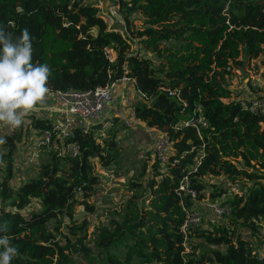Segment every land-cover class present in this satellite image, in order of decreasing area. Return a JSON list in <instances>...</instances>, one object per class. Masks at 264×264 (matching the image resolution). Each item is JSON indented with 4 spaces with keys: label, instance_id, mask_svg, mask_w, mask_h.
<instances>
[{
    "label": "trees",
    "instance_id": "trees-1",
    "mask_svg": "<svg viewBox=\"0 0 264 264\" xmlns=\"http://www.w3.org/2000/svg\"><path fill=\"white\" fill-rule=\"evenodd\" d=\"M120 1L126 20L123 31L109 23L98 5L85 0H0V25L7 26L11 20L16 35L26 27L36 38L33 61L50 66V92L89 90L124 78L133 80L142 94L134 106L135 118L165 131L173 142L174 153L166 168L157 161L151 160V165L144 161L143 173L151 168L147 198L138 202L142 194L132 181L129 189L134 194L122 213L99 230L97 246L109 250L107 255L101 254V262L264 264L260 248L239 232L245 226L254 236L264 225V115L244 109L229 83L244 56L257 59L264 55V0ZM137 11L145 22L142 29L132 27L131 13ZM134 39L144 54L133 49ZM105 48L112 50L113 61ZM169 89L177 95H170ZM194 109L210 120L203 139L193 129H174ZM27 117L37 134L52 126L50 118ZM102 128L100 124L86 131L75 128L64 140L53 137L50 146L44 147L48 156L39 163L37 176L17 187L18 148L26 130L22 124L3 136L0 224H7L10 244L18 249L11 264H72L76 255L90 253L81 236L89 220L76 218L74 204L79 202L94 213L97 206L89 200L101 183L100 170L122 159L118 140L123 128L116 125L100 136ZM70 142L79 147L76 157L62 149ZM201 148L205 157L198 177L241 181L246 193H235L222 202L231 207L226 226L213 224L212 231L188 229V238L196 232L215 244L210 253L196 256L198 247L191 241V252H185L183 226L188 215L181 204L188 210L194 201L188 196L181 199L175 189L184 168ZM196 185L200 200L207 196L214 200L225 192L208 194L205 183ZM34 203L38 209L26 215ZM65 222L70 223L69 232L63 231Z\"/></svg>",
    "mask_w": 264,
    "mask_h": 264
},
{
    "label": "rangeland",
    "instance_id": "rangeland-1",
    "mask_svg": "<svg viewBox=\"0 0 264 264\" xmlns=\"http://www.w3.org/2000/svg\"><path fill=\"white\" fill-rule=\"evenodd\" d=\"M85 1L87 3H94L98 5L101 12L106 15L111 25L118 27L122 31L126 28V20L123 12L121 11L122 6L120 0ZM142 16L143 15L140 11L131 13L130 19H132L131 23L133 29H142V27L145 26ZM133 49L135 51L140 50L143 54L145 52V50L138 44L137 39L133 40ZM151 56L154 57L153 55ZM229 83L234 89L235 96L245 97L246 99H264V55L257 59H248L247 56H244L241 66L231 74ZM109 120V128H114L116 125L119 128L125 127L122 123L113 122V119ZM23 126L26 130L25 141L20 143L18 148L15 174L16 181L14 182L15 187H17L18 183H21L25 179L37 176L36 172L38 170L39 163L48 156L47 147H43L39 154L40 156L36 159L37 162L30 163L28 161L29 156L36 149L39 135L32 128L31 122L27 116L24 117ZM5 130L7 129L0 128V137L3 136ZM118 143L122 159L119 160V163L112 165L107 170H100L101 183L98 185L93 196L89 200L90 204H95L97 206V210L91 214L85 210L81 203L76 202L74 204L76 218L78 220H82L84 217H87L89 220L88 227L86 231L81 233V236H85V245L89 247L90 253L88 255L85 253L76 255L72 264H105L101 262L104 261V257L102 255H107L109 250L100 249L97 246L96 239L99 234V230L102 226L106 225L114 215L122 213V207L134 194V191L129 189V185L132 181L137 188V193L142 194V197L138 200L139 203H142L150 192L149 189L146 188V182L150 177L151 168L148 167L145 173H143V165L145 160H149L151 165L154 158L152 150L149 151L147 145L141 140V138H139V132H137V134H135V132H128L126 135L122 132ZM0 148H2L1 144ZM204 183L207 186L208 194L217 190L225 191L220 197L214 200H212L213 198L207 196V200L209 201L203 202V206H200V210L202 211V222L195 226V229L198 228L199 230L212 231L213 224L216 226H226V224H229L230 222V217L229 215L221 217L217 216L207 205L210 201H216L222 204V202L232 198L235 193H246V185H244L241 181L240 183L238 181L232 182L225 176L206 177L204 179ZM123 196L124 198H122ZM36 207V203L32 204V206L25 211V214L29 215L34 209H38V207ZM7 208H10V205H7ZM69 224V222H65L62 225L63 231L69 232ZM229 231H233V228L229 227ZM239 232L251 238L253 243L257 245L260 248V251L264 254V225L259 226V231L254 236L245 226H240ZM188 241L197 245L198 248L194 251L196 256H201V253L204 251L210 253V250L215 248L214 243L198 236L196 232H194L192 238H188ZM219 248L224 249L225 246H221ZM100 250L102 253H99Z\"/></svg>",
    "mask_w": 264,
    "mask_h": 264
},
{
    "label": "built area",
    "instance_id": "built-area-1",
    "mask_svg": "<svg viewBox=\"0 0 264 264\" xmlns=\"http://www.w3.org/2000/svg\"><path fill=\"white\" fill-rule=\"evenodd\" d=\"M106 53L110 57V60H114V54L111 49L105 48ZM128 78H124L126 80ZM117 82L105 86H98L89 90L69 89L66 91L55 92L57 100L60 102L58 106L51 108V112L58 116L57 119L52 121V126L48 129L41 131L36 149L29 156V162H37V157L40 156L42 148L50 146L53 137L64 140L70 138L73 135L75 128H80L83 131L90 129L94 125H103L100 136H106L105 131L109 130L110 117L107 116L108 107L113 101V90L116 87ZM54 93V92H53ZM170 95H177V92L169 89ZM242 99L243 108L250 110L254 113H261L264 115V99H246L245 97H239ZM140 121V120H139ZM211 126L209 118L202 113L200 109H194L192 113L187 114L182 118L181 123L174 126L175 131H179L183 128L195 130L199 137L203 139V131ZM65 153H68L71 157H76L80 154L79 147L75 142H70L62 147ZM192 150H196L192 146ZM37 152V154H36ZM174 153L173 142L169 135L164 132L160 139L155 143L152 149V155L154 161H157L162 168H166L170 155ZM205 157V150L201 148L198 151L197 156L192 163L184 168V171L180 177L178 185L175 189L177 195L184 199L185 196L190 197L194 201V205L190 209H186L181 202L184 210L187 211V220L183 226V232L186 236L185 252H191V245L188 243V229L194 228L202 222V211L200 206H203V202L209 200L199 199V190L197 187L198 182L204 183L205 178H199L197 173L200 166L203 163ZM173 163H178L177 160H173ZM104 171V170H102ZM82 191V190H79ZM212 209L213 213L217 216H228L231 212V207L228 204H221L216 201H210L207 205Z\"/></svg>",
    "mask_w": 264,
    "mask_h": 264
},
{
    "label": "clouds",
    "instance_id": "clouds-1",
    "mask_svg": "<svg viewBox=\"0 0 264 264\" xmlns=\"http://www.w3.org/2000/svg\"><path fill=\"white\" fill-rule=\"evenodd\" d=\"M16 25L9 20L0 25V128L14 130L24 117L41 110L49 93L50 66L33 61L34 40L28 28L15 34ZM5 138L0 137V144ZM7 224H0V264H11L18 249L10 244Z\"/></svg>",
    "mask_w": 264,
    "mask_h": 264
},
{
    "label": "crops",
    "instance_id": "crops-1",
    "mask_svg": "<svg viewBox=\"0 0 264 264\" xmlns=\"http://www.w3.org/2000/svg\"><path fill=\"white\" fill-rule=\"evenodd\" d=\"M137 52L140 51L138 50ZM141 97L142 94L137 90L133 80L126 79L118 81L113 90V101L110 103V107H108L107 116L113 119V122H119L125 126L122 127V132H124L125 135L128 132H135V134L139 132V138L147 145L150 151L165 131H161L158 128H151L147 126L146 123L135 118L134 106ZM59 104L60 102L57 100L55 93L49 91L45 105L41 106L40 111L31 114H36L38 117L50 118L53 121L57 119L58 116L51 112V108ZM11 131L12 130L8 129L5 130L3 136ZM121 135L122 134H120V136Z\"/></svg>",
    "mask_w": 264,
    "mask_h": 264
}]
</instances>
